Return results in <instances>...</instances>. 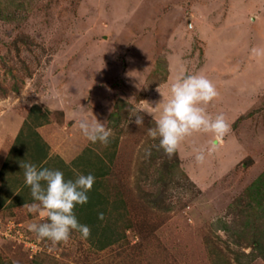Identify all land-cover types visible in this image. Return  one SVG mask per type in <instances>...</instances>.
<instances>
[{
    "label": "rangeland",
    "instance_id": "374dc122",
    "mask_svg": "<svg viewBox=\"0 0 264 264\" xmlns=\"http://www.w3.org/2000/svg\"><path fill=\"white\" fill-rule=\"evenodd\" d=\"M254 48L264 49V0H0V149L38 106L60 148L89 144L109 166L96 179L107 235L74 231L53 245L27 228L46 219L1 211L0 264H264V55ZM192 73L215 84L207 111L231 131L196 133L169 156L148 135L158 111L143 101L162 108ZM116 104L109 143L88 141L78 116L108 122ZM212 143L197 165L194 148ZM85 206L74 210L82 224Z\"/></svg>",
    "mask_w": 264,
    "mask_h": 264
},
{
    "label": "clouds",
    "instance_id": "9594fccd",
    "mask_svg": "<svg viewBox=\"0 0 264 264\" xmlns=\"http://www.w3.org/2000/svg\"><path fill=\"white\" fill-rule=\"evenodd\" d=\"M253 53L264 55V49L254 48ZM218 95L215 84L202 73L185 74L178 77L170 86L167 102H158L150 108L158 111L155 126L149 127L147 132L153 139H158L159 147L172 156L178 151L182 143L196 133L212 134L218 141L231 131V125L221 114L215 116L207 111V106ZM135 115L138 126L144 124V117L140 113ZM84 137L93 144L107 145L113 135L108 122H100L95 117L79 115L76 120ZM217 143H212L207 149L194 148L195 162L203 164L206 156L215 151ZM150 154V149L146 150ZM25 184L30 187L32 203L24 204L32 214L46 217L44 222H30L27 228L37 239L51 241L53 245L67 243L72 233L78 232L87 239L91 235V228L79 222L75 208L88 203V193L96 182L92 173H77L74 179H66L64 172L59 169L40 167L31 161L21 163ZM98 218L103 220L104 213Z\"/></svg>",
    "mask_w": 264,
    "mask_h": 264
},
{
    "label": "crops",
    "instance_id": "0c3cea01",
    "mask_svg": "<svg viewBox=\"0 0 264 264\" xmlns=\"http://www.w3.org/2000/svg\"><path fill=\"white\" fill-rule=\"evenodd\" d=\"M28 120L27 115L22 124L11 129L13 136L0 149V212L24 210L27 209L23 207L24 204L33 202L21 168L24 161H31L40 167L59 169L64 172L66 179H74L78 172H90L87 162L89 155H93L88 153L89 144L82 149L77 147L75 152L64 145L60 148L51 133L50 126L53 124L48 116L41 123L27 122L29 127L24 123Z\"/></svg>",
    "mask_w": 264,
    "mask_h": 264
},
{
    "label": "trees",
    "instance_id": "16d2710c",
    "mask_svg": "<svg viewBox=\"0 0 264 264\" xmlns=\"http://www.w3.org/2000/svg\"><path fill=\"white\" fill-rule=\"evenodd\" d=\"M120 107L121 106L118 105V104L115 105V110L109 115V118H108V124L109 125H117L118 118L120 117V113H119L120 112ZM28 119L29 120L25 121L24 123H25L26 126L29 127L27 122H30V124L33 121L37 122V123H39V122L41 123L44 120H47V115H46V113L42 112L41 109L38 106H34V107L31 108L30 113L28 114ZM113 144H114V145H112L113 149H111V151L108 154H106V156L109 159V163H111V161L114 159V157L116 155V149L115 148H116V145H117V141H114ZM92 152H93L92 150H89L88 153L90 154ZM92 157H93V159H92ZM92 157H91V155H89L88 162H87V163H89L88 165H90V172L89 171H85L84 174L85 175L88 174L87 172L92 173V174H94L96 179L105 177L109 173V166L107 164L106 165L103 164L101 157H99L97 155L96 156H92ZM261 180H262V177H260L258 179L257 183H259ZM260 184H261V182H260ZM100 185H101V182H99L97 180L94 183L93 188L91 189V191L88 193V195H89L94 190L89 195V200H88V203L85 204L86 205L85 208L83 207L82 210L78 209V210L83 212L84 216H85V214L88 215V219H87V222L85 224L89 225L90 227H92L91 231H93L94 234H96V235H98L99 231H102L101 235H103L104 233L106 234V231H107V228H106L107 226L105 228H102L103 226H101L102 229H100V227L98 228V225H101L102 222H104V219H106V217H105V214H106L105 213V209H104V207L102 205V203H103L102 196H101L100 193H98V190H99L98 188H100ZM96 192H97V194H96ZM100 212L104 213V219L103 220L98 218V214ZM106 235H104V236H106ZM108 239L109 238H106V239L103 240L101 238V240L98 241L99 242L98 244H99L100 248H104L106 245L109 244L110 241L107 242Z\"/></svg>",
    "mask_w": 264,
    "mask_h": 264
}]
</instances>
